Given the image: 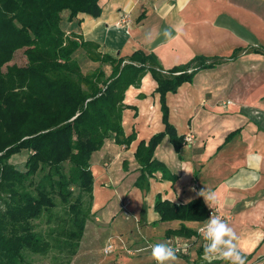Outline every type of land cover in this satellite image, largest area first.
I'll return each mask as SVG.
<instances>
[{"label": "crops", "instance_id": "crops-1", "mask_svg": "<svg viewBox=\"0 0 264 264\" xmlns=\"http://www.w3.org/2000/svg\"><path fill=\"white\" fill-rule=\"evenodd\" d=\"M62 28L81 34L114 58L137 50L155 54L168 70L194 57L229 58L238 49L264 51V0H102L98 18L80 14L69 22L64 12ZM155 89L147 74L139 88L125 93L129 108L123 112L122 126L126 136L135 134L129 148L108 139L91 156L92 215L106 224L125 226L124 231L114 226L107 236L115 239L128 233L135 250L144 246L138 242L143 239L170 244L187 239H165L166 232L178 230L181 222H161L154 210L156 197L177 205L201 197L206 204L199 193L210 190L216 194L212 210L237 233L246 264H264V178L244 189L227 182L246 167L249 153H264V52L201 70L191 83L166 95L169 123L179 136L191 135L193 140L176 153L165 137L154 158L176 181L155 173L149 189L141 191L135 187L140 173L134 153L141 141L164 130ZM260 175L264 177V169ZM183 225L195 232L202 223ZM200 259L203 250L194 246L178 264H225Z\"/></svg>", "mask_w": 264, "mask_h": 264}, {"label": "trees", "instance_id": "trees-1", "mask_svg": "<svg viewBox=\"0 0 264 264\" xmlns=\"http://www.w3.org/2000/svg\"><path fill=\"white\" fill-rule=\"evenodd\" d=\"M64 12L69 22L80 14L98 18L102 0H0V264H28L26 254L47 256L55 249L65 250L68 259L76 254L92 214L91 156L108 139L123 149L135 140L122 126L129 88H139L149 74L159 95L164 130L141 141L134 153L140 173L135 187L147 191L155 173L166 181L177 178L154 158L162 140L168 137L176 153L186 145V136L168 121L166 95L201 70L264 52L194 57L165 70L155 54L137 50L114 58L81 34L66 33ZM18 51L25 65H9ZM22 152L27 157L17 167L10 161ZM59 207L62 217L54 212ZM154 210L161 222H181L165 239L191 238L196 231L183 223H203L209 212L201 197L178 205L156 197ZM42 218L49 226L45 233L35 231L34 222Z\"/></svg>", "mask_w": 264, "mask_h": 264}, {"label": "rangeland", "instance_id": "rangeland-1", "mask_svg": "<svg viewBox=\"0 0 264 264\" xmlns=\"http://www.w3.org/2000/svg\"><path fill=\"white\" fill-rule=\"evenodd\" d=\"M84 61L85 60L82 59L80 60L82 65ZM25 63L22 52L18 51L15 52L14 58L9 65L15 64L17 66H24ZM26 157L27 153L22 152L14 156L10 162L17 167H21ZM54 212L57 216H63L60 207L56 208ZM59 218L54 219L50 226L54 227L58 223ZM114 223L106 224L103 222V218L100 219L97 214H91L85 224L83 236L79 242L76 254L72 258H67L65 250L63 253H60L55 249L47 256L26 254L25 259L28 264H155V261L153 262L150 258V246L154 243L143 239L138 242L139 244H144V246L135 250L133 248L134 244L131 245L130 243L132 236L128 233L121 235L119 238L115 237V239L108 237L107 232H109L111 228H114ZM34 224L36 226L35 231L39 233H45L49 228L46 218L39 219L35 221ZM115 227H118L117 222ZM118 228L119 231L125 230V226L123 225H119ZM109 244L113 245V250L105 254L104 249L107 248ZM135 244H137V242Z\"/></svg>", "mask_w": 264, "mask_h": 264}, {"label": "clouds", "instance_id": "clouds-1", "mask_svg": "<svg viewBox=\"0 0 264 264\" xmlns=\"http://www.w3.org/2000/svg\"><path fill=\"white\" fill-rule=\"evenodd\" d=\"M254 115H259L255 113ZM246 167L227 181L231 187L244 189L261 181L264 169V153L253 152L246 156ZM184 171L188 172L186 169ZM210 209L216 202V194L210 190L199 193ZM203 244V258L206 261L219 259L225 264H246V257L237 246L239 239L235 230L220 216L211 213L200 228ZM150 258L155 264H178L177 250L167 243L157 242L150 246Z\"/></svg>", "mask_w": 264, "mask_h": 264}, {"label": "built area", "instance_id": "built-area-1", "mask_svg": "<svg viewBox=\"0 0 264 264\" xmlns=\"http://www.w3.org/2000/svg\"><path fill=\"white\" fill-rule=\"evenodd\" d=\"M142 1H147V0H142ZM192 140H193V137L191 135H187L186 138H185L186 144L190 143ZM212 212L214 214L220 216V214L216 210L209 209L208 218L210 217ZM220 217L222 218V216H220ZM206 220L196 230V234L194 236H192L191 238H189L187 240H183V241H173V243L169 244L171 247H173L174 249L177 250V255L178 256H187V255H189L191 248H193L194 246H198V248L203 249L204 240L202 238V233L200 232V228L204 225ZM112 250H113V245L109 244V246L104 249V253L108 254Z\"/></svg>", "mask_w": 264, "mask_h": 264}]
</instances>
